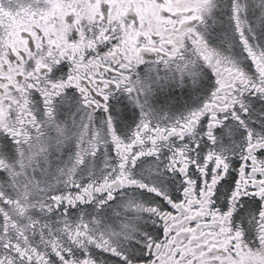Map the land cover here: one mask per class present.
<instances>
[{
    "label": "snow or ice",
    "instance_id": "6c2138e0",
    "mask_svg": "<svg viewBox=\"0 0 264 264\" xmlns=\"http://www.w3.org/2000/svg\"><path fill=\"white\" fill-rule=\"evenodd\" d=\"M0 264H264V0H0Z\"/></svg>",
    "mask_w": 264,
    "mask_h": 264
}]
</instances>
